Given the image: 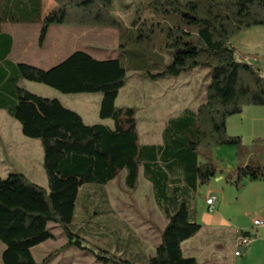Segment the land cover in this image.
I'll use <instances>...</instances> for the list:
<instances>
[{
  "label": "trees",
  "instance_id": "obj_1",
  "mask_svg": "<svg viewBox=\"0 0 264 264\" xmlns=\"http://www.w3.org/2000/svg\"><path fill=\"white\" fill-rule=\"evenodd\" d=\"M112 1L50 0L47 7V0H0V23H39V46L54 24L114 27L123 48L126 41L134 40L130 35L132 29L139 27L137 15L132 29L124 27L111 11ZM149 5L162 14L148 27L155 34L152 46L164 47L171 58L155 72L138 71L154 80L178 76L198 66L209 69L203 101L194 110L168 119L161 144L140 143L136 110L115 104L128 72L122 63H130L128 57L133 52L123 48L116 58L97 59L75 50L52 67L42 69L8 60L12 39L0 31V107L12 116L19 102H31L47 123L61 128L73 142H91L98 154L67 151L55 164L57 176L44 164L47 188L18 171L0 175V241L4 245L1 264H46L69 246L87 251L102 264H138L88 242L74 226L80 225L81 220H73L75 205H70L69 199L73 196L72 179L79 177L88 187L81 190L78 206L84 214L78 209L76 213L82 217L81 224L110 225L111 219L103 222L94 218L86 205H92L99 196L102 205L98 213L110 214L116 221L104 185L126 170L124 185L133 190L140 167L152 183L157 204L170 209L155 254L143 264H201L195 257L183 254L181 243L201 228L194 208L196 188L207 184L217 173L206 149L221 144L240 147L241 137L227 132V118L240 114L244 106H264V74L247 61L237 59L230 41L243 29L264 25V0H149ZM145 41L148 43L150 37L140 33L134 42ZM20 79L42 83L65 94L99 93V117L111 119L113 126L86 124L79 113L57 98L39 96L21 87ZM226 178L236 188L243 179L264 180V166L239 163ZM56 181L62 188L57 190ZM77 196L78 193L75 203ZM51 224L61 229L65 242L38 262L32 248L53 238Z\"/></svg>",
  "mask_w": 264,
  "mask_h": 264
},
{
  "label": "crops",
  "instance_id": "obj_2",
  "mask_svg": "<svg viewBox=\"0 0 264 264\" xmlns=\"http://www.w3.org/2000/svg\"><path fill=\"white\" fill-rule=\"evenodd\" d=\"M119 4L121 6L123 4L126 6L127 3H124L123 1L120 2L119 0L117 5ZM50 5V0H47V7ZM113 6L114 5L112 4L111 11L114 15H116L118 12H115ZM135 17L136 13L133 14L130 26ZM32 24L38 25V27H35L34 30H31L29 25ZM54 26H57L56 29L52 30L50 26L47 30L43 44L39 46L37 43V46L44 48L45 44H47V46L49 45L53 54L52 58L55 57L56 51L63 49L64 51L61 54L62 56H60L62 57V60L71 52L76 50L75 49L71 51L70 48H66V46L68 47L67 44L69 42L68 33L71 34L76 26ZM39 28V23L16 22L10 20L2 21L0 23V31L10 35L12 39L11 48L7 54V59L13 63L24 62L42 69H48L61 61L58 60L55 62L54 58L52 60L47 58L44 60L45 57L40 56V59L37 60V62L42 63L43 60L44 62L50 64H47L48 66H39L38 63L21 60L24 55V48H26L28 45V43L25 41V36L27 33L32 31L33 34L34 32H39ZM104 29L113 30L112 27ZM51 30L53 33H51ZM115 34L117 37V42L114 43V46H120L118 41L119 34L116 30ZM54 35L55 38H53ZM18 38H20V40H18ZM106 48L107 46L100 45L97 49L103 50ZM113 50L114 49H112V54L109 56L95 58L108 59L118 57L121 50L118 49L117 52H114ZM23 80L25 79H20L18 83L21 87H23ZM208 80L209 69L204 66L195 67L192 70L182 73L178 76L161 77L154 80L147 78L143 72L138 70L131 71L130 73L127 72V82L125 81L124 85L119 89L115 99V104L117 106L133 107L136 110V130L140 143L161 144L162 130L165 127L168 119L181 114L185 110H194L204 99ZM34 94H36V92ZM89 94L91 93H76L72 95H61V97L57 95L52 97L44 95L39 96L57 98L64 106L79 113L82 120L86 124L104 123L107 126L112 127L113 121L111 119H101L99 117V104L101 95H96L98 93H92L94 95ZM62 96L63 98L65 97L74 100H80L84 103V106L82 108L68 106L69 104L64 102ZM92 102L94 105L97 104V110L94 115L95 117L92 115L93 111L90 113L88 111V107ZM243 108L244 109L240 114H236L227 118L226 128H228V132L231 134L234 133V130H229V125L234 128V125H237V122H239V124L241 123L239 126L244 125V123H248L250 129L256 134H259L261 129H263L262 133H264V125L260 123H264V106L249 105L244 106ZM239 135L240 134H238V136ZM4 149L12 151L11 157L12 161L15 163L12 164V167L15 169L14 171H18V155H21L26 162L35 161L34 164L39 168L41 165L45 178H43L42 171L40 170L37 177V179H40L41 176L40 183H43V180L47 182L44 164L50 166L51 173L57 176V171L54 169L55 164L57 160L67 151L88 155H98L95 153L91 142L77 143L71 141L65 131L57 126L47 123L45 119L38 113L35 106L28 101L19 102L18 108L16 109L15 114L12 116L4 108L0 107V155ZM32 150H34L35 153L37 152V155H34L35 158L31 152ZM1 156L0 163L5 160L1 158ZM30 167H32V163H30ZM13 168H10L4 175L6 176L8 173H10V170ZM19 169L27 173V175L30 177V180H36V178L31 177L32 175L34 176L35 172H30L31 168L28 166L27 168L25 166L20 167ZM217 170L219 169L217 168ZM119 174L121 175L124 183L126 170L120 171ZM221 175L222 173H220L218 176L215 175L216 179L220 178ZM28 176L26 177L28 178ZM72 180L74 185L72 188V193L74 197L71 205L73 207L75 205V215L73 220H75L76 223H79L81 220L79 223L80 225L74 226L84 237L92 238L95 244L105 247L114 253L121 254L123 257L133 260L138 264L145 263L149 257H152L155 254L156 248L160 243V232L167 222L165 215L170 209H168L166 206L162 207L157 204L152 183L143 175L142 167H140L138 172L137 185L132 191V198L134 199V204L138 206V209L142 207L148 217L146 221L135 223L136 225H130L128 222H125L116 214V212V221L110 225H82V217H77L76 213L80 204V196L82 193L81 190H84L88 187H86L87 185L84 186L82 180L79 177H74ZM113 180H115V178L109 180L106 184H109ZM254 181L257 182L260 191L257 194L256 200L261 203V211H264V180ZM77 193L78 196L75 203ZM106 194L111 209L115 211L112 207V203L107 191ZM209 194H212V192L208 187L198 186L195 190L194 208L196 211V220L201 224V228L193 236L181 243L182 252L186 256L195 257L197 261L202 263L207 261L208 264H233L228 256L230 249L233 248V252L235 249V236L233 230L230 227L232 225V220L220 212L219 207L222 208L221 203H218V208H216L215 205L218 199H216L214 203V210H208V205L205 202V198ZM84 197H86V195H84ZM144 198H148V208L145 205H142ZM258 219H261L264 222V218ZM245 230L251 239V243L245 250L242 251L239 256H236L233 253V259H236L235 263L254 264L253 262L255 261L256 264H264V225L255 226L252 220L251 224L246 227ZM64 242L65 237L58 246ZM41 244L43 245V248L44 245L48 244V241L46 240ZM35 249L36 248L34 247L32 248V254L34 253ZM54 249L56 248L47 251L46 254ZM89 255L92 258L91 261L88 262L89 264H93L90 263L92 260L100 263L96 261L94 257L87 251H81L76 246H69L52 256L53 258H50L46 264L53 260H55V263L61 261V264H85V260H87V256ZM43 257L44 256H42V258ZM41 259L38 260V262H40Z\"/></svg>",
  "mask_w": 264,
  "mask_h": 264
},
{
  "label": "rangeland",
  "instance_id": "obj_3",
  "mask_svg": "<svg viewBox=\"0 0 264 264\" xmlns=\"http://www.w3.org/2000/svg\"><path fill=\"white\" fill-rule=\"evenodd\" d=\"M118 1L119 0H113L112 4L114 5L113 7L115 9V12H118V14L116 13L115 14L121 20L122 25L124 27L131 28L130 22L132 20L133 14L135 13L137 15V19H136L137 24H139L138 28L135 29L131 28L132 35L130 36L131 38L133 37L134 40L126 41L127 45L123 47L133 52V54H130L128 57L130 63H122V64L126 68H128L129 73L131 71H137L143 69L153 72L162 69L164 64L170 60L171 53L168 52L164 47L161 49L160 47L154 48L152 46V40L155 39V34H152L148 31L149 25L151 23L159 21L162 17V14L151 10V7L149 5V0H120V2L123 1L124 3H127L126 6H124V4L122 6L120 4L117 5ZM54 25H66V24H54ZM54 25H51L52 30L56 29L57 27ZM35 27H38V25L35 24L29 25V28L31 30H34ZM104 28H109V27L76 26L74 28V31H72V33L74 32L73 34L68 33L69 42L67 44L68 47L66 46V48H70L71 51L75 49L83 50L97 58H102V56L111 55L112 49H114L113 50L114 52H117L118 49L122 50L123 48L121 46L118 45L114 46L115 45L114 43L117 42L115 30L117 32L118 30L114 27H112L113 30L104 29ZM52 30L51 33H53ZM125 32L127 33L128 30L126 29ZM37 33L34 32L33 34L32 31L27 33V35L25 36L26 39L25 41L26 43H28V45L26 48H24V55L21 60L32 63H38L39 66H48L47 64H50L44 62L43 60L42 63L37 62V60L40 59L39 58L40 56H44L45 57L44 60H46V58L49 60H52L54 58L55 62L61 60L62 57L60 56H62L61 54L64 50L60 49L59 51H56L55 57L52 58L53 54L49 45L47 46V44H45L44 48L37 46ZM140 33H143L144 35H148L150 37V41H148V43L146 41L142 43L134 42L137 35ZM125 37H127L126 34ZM53 38H55V35L53 36ZM18 40H20V38H18ZM118 41H119V36H118ZM230 41L235 48L237 59H243L244 61H247L257 69H259L262 74H264V25H257L247 29H243L234 36H232ZM122 44H125V41ZM100 45L102 46L105 45L107 46V48L103 50H98L97 48ZM123 60L125 61V57H123ZM22 83H23L22 86L25 87V89L33 93L36 92V94L38 95L51 96V97L56 95L60 97L61 95H72V94H62L61 92H59L54 88H51L50 86H45L42 83H38L34 81L23 80ZM89 95H94V94L91 93ZM96 95H99V93ZM63 100L65 103L67 102V104H69L68 106H74V108H82L84 106L83 105L84 103L81 102L80 100H74L65 97L63 98ZM96 110H97V104L94 105L93 102L90 103L88 107L89 113L93 111L92 115L94 116ZM260 123L264 125L263 122ZM240 124L239 122H237V125H234V128H232L229 125V130L235 131L232 134L229 133L228 128H226L228 134L230 135L240 134L239 136L241 137L242 140V145L240 147L234 145H224V144L211 145L207 147L206 150L209 152L212 162L216 165V168L220 170V171L217 170L216 176H218L220 173H222V175L218 179H216V176L211 177L207 184L200 185L202 187L210 188L212 195H216L218 200L216 201L215 206L216 208H218L217 204L221 203L222 208L219 207L220 212H222L227 218H230L232 220L231 221L232 225L230 227L233 231L235 229L245 230V228L251 224L253 218H264V211H261V203L258 200H256L257 194L258 192H260L257 182H255L254 180L243 179L240 183V186L236 188V186L232 182L228 181L226 178V175L232 173L233 169L239 163L250 162L264 166V135H263L264 133H262L263 129L260 130L259 134H256L250 129L248 123L247 124L244 123V125L239 126ZM31 152L33 153V157L35 158L34 155H37V152L35 153L34 150H32ZM11 153H12L11 150L4 149L1 154L2 156L0 155L1 158L5 159L2 161V163H0L1 176H5L4 174L10 168H13L12 164H15L14 161H12ZM18 158L19 159H18L17 170L28 176L27 173L19 169L20 167L26 166L27 168L28 166L29 168H31V171L29 169L30 172H35L34 176L33 175L30 176L32 178L33 177L36 178V180L31 179V181L33 180V182L37 184H41L47 188L46 181L43 180V183H40L41 176L40 179L39 178L37 179L39 174L38 172L40 170L42 171L43 178H45L43 168L41 167V165L39 168L34 164L35 161H31V162L24 161V158H22L21 155H18ZM30 163H32V167H30ZM14 170L15 169L13 168L10 170V172ZM29 178L30 177L28 176V179ZM54 185L57 188V190L59 188H62L61 185L57 183V181L55 182ZM104 188L109 194L112 207L115 210L114 212H116V214L120 218H122L125 222H128L130 225H136L135 223L146 221L148 216L145 214L144 209H142V207L138 209V206L134 204V199L132 198L133 195L132 191L134 189L129 190L125 187L120 174L118 175L117 178H115V180H113L109 184L104 185ZM73 197L74 195L69 199L70 205L73 200ZM56 198L57 197L54 198L55 201ZM66 205L69 206V204ZM101 205H102L101 198L98 196L94 201V203L92 205L87 204L86 208L87 211L90 214H92L94 218L96 217L97 219L103 220V222H105V220L107 219H111L112 221L111 223H113V218L110 214L98 213ZM142 205H145L148 208L149 206L148 198H144ZM78 211L84 214V210L82 208H79ZM241 224H246V225H241ZM91 225H93V223ZM51 231L54 234V236L53 238L47 239L48 244L44 245L43 248H42L43 245L41 243L34 246V248L36 249L34 250L33 257L35 258L36 261L40 260L42 256H45L47 251L53 248L56 249L59 248L60 246L58 245L64 240V234L63 232H61L60 228L52 225ZM85 238L88 240V242L94 243L92 238H88V237ZM3 248L4 245L0 241V264H1V251L3 250ZM228 256L231 262H233V264H236L235 263L236 259H233V248L230 249ZM52 258L53 257H51V259ZM91 259L92 258L90 255L87 256V260H85L86 261L85 264H89L88 262L91 261ZM54 261L55 260L49 262L48 264H61V261L57 263H55ZM90 263L102 264V263H97L93 260ZM253 263L256 264L255 261ZM201 264H208V263L207 261H204V263L201 262Z\"/></svg>",
  "mask_w": 264,
  "mask_h": 264
},
{
  "label": "built area",
  "instance_id": "obj_4",
  "mask_svg": "<svg viewBox=\"0 0 264 264\" xmlns=\"http://www.w3.org/2000/svg\"><path fill=\"white\" fill-rule=\"evenodd\" d=\"M217 197L216 195L209 194L205 198V202L208 205V210L213 211L214 210V203L216 201ZM253 224L255 226L258 225H264V222L261 219L255 218L253 219ZM235 236V249H234V255L239 256L243 250H245L251 243V239L248 236V233L246 230L241 229H235L234 231Z\"/></svg>",
  "mask_w": 264,
  "mask_h": 264
}]
</instances>
